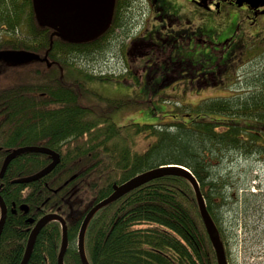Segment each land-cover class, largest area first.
I'll return each mask as SVG.
<instances>
[{
  "label": "trees",
  "instance_id": "obj_1",
  "mask_svg": "<svg viewBox=\"0 0 264 264\" xmlns=\"http://www.w3.org/2000/svg\"><path fill=\"white\" fill-rule=\"evenodd\" d=\"M127 7L122 8L125 14ZM122 17L125 30L132 17ZM113 24L96 39L70 42L41 25L32 0H0V29L7 28L6 34H1L0 50L21 48L45 54L54 66L71 65L72 58H88L94 52L107 59V55L114 56L117 46L125 48L124 39L129 35L125 31L114 34ZM164 47L159 57L167 56L156 64L159 68L162 63L164 70L159 71L160 82L150 91L163 102L171 100L164 90L173 84L184 82L190 88L195 84L189 79L210 73L213 81L225 70L226 65L219 64L222 55L209 66L207 49L199 51L196 59L182 60L171 58ZM257 51H264V46L253 45L250 55ZM219 55L216 50L210 54ZM106 59L104 63H108ZM252 72L229 95L209 96L194 103L171 100L176 109L167 124H118L114 113L139 107L143 104L140 96L129 100L104 97L103 104L83 102V91L88 88L82 79L68 82L54 77L0 84V194L8 207L0 264H20L24 255L34 223L28 222L29 213L20 208L22 204L32 211L39 209L41 215L49 211L65 215L68 248L64 264H82L78 234L88 210L109 196L114 184L171 164L187 167L198 180L228 260L233 226H224L219 208L227 203L232 183L221 174V164L229 153L264 158V68ZM107 77L126 80L123 75ZM203 83L199 80L196 87L201 89ZM142 136L148 144L137 149V138ZM28 145L56 151L59 163L37 180L16 182L52 160L47 153L23 152L1 176L8 153ZM61 242V223L52 220L38 233L27 264H58ZM84 245L90 264H218L193 185L178 174L152 179L101 208L87 227Z\"/></svg>",
  "mask_w": 264,
  "mask_h": 264
},
{
  "label": "rangeland",
  "instance_id": "obj_2",
  "mask_svg": "<svg viewBox=\"0 0 264 264\" xmlns=\"http://www.w3.org/2000/svg\"><path fill=\"white\" fill-rule=\"evenodd\" d=\"M171 1L173 4L179 5L180 0ZM225 5L233 17V23L229 26L223 27L222 20L225 17L224 13L210 12L207 20H205L206 23H203L206 26V32H204L203 37L194 39L192 42L163 39L160 50L165 46L164 49L171 53V58H181L183 60L184 57H193L196 59L199 51L217 48V43L224 41L227 37H231L235 26H239L240 29L237 32V36L233 38V41L245 32H250L246 9L241 6L231 5L230 3H226ZM261 20H264V15L259 16L258 24ZM6 29L5 26L0 29V38L6 34ZM255 29H257V24L252 26L251 31H255ZM17 34L18 37L21 36L19 31H17ZM245 41L250 45V49H245L242 52L243 56H247L251 52L252 44L263 46L259 40L254 41L251 37ZM141 50L143 57L139 58L143 61H148V56L149 59L153 58V61L159 64L167 56V54H164L155 59V54L151 53L153 51L150 50V47L146 46ZM119 55L120 51L117 46L114 56L110 57V55H107V59L103 56V53L94 52L88 58H72L74 62L72 61L73 64L71 65L63 64L55 66L52 65V61L45 59L42 61L35 59L17 62L0 58V84L15 80H43L54 77L62 78L68 82L82 79L88 88L83 91V102L103 104L102 100H104V97L129 100L136 97L139 98L140 96L143 104L139 107H125L114 113V120L118 124L124 125L133 121L167 124L169 121H172V110L176 109L175 102L171 100L177 99V103H194L198 102L201 98L209 96L229 95L237 91L235 86L243 82L245 77L246 79L249 78L253 74V70L264 68V51L254 52L245 59L238 57L231 65L227 63V52H224L225 56H222L223 59H221L219 64L226 65L225 71L218 74L212 83L208 85L201 84V89L196 87L198 86L197 83L190 88L184 82L178 85L173 84L171 88L164 90V93L170 95L171 100L163 102L152 97L150 92L152 87L160 82L159 78L162 73L159 71L164 70L163 64L161 63L159 68L155 67L154 69H150L151 66L149 65L148 69L143 72L135 53L125 60L124 58H120ZM221 55L213 57L208 54V57L205 58L210 66ZM105 59L108 60V63H104ZM225 59L226 61H223ZM41 63L43 64V68L39 65ZM128 65L131 66L129 67ZM211 70L215 69L212 68ZM134 71L137 74L141 73L139 81L136 79L130 80L132 77L137 76L132 74ZM107 75H123L126 80L110 78ZM168 86L165 85V87ZM134 94H137V96ZM158 94L164 96L162 92ZM99 95L102 97L100 98ZM137 140V149L143 148L148 144L144 136L137 138ZM231 157L234 158L230 161ZM221 171V174L229 178V181L232 183L227 189L226 194L230 196L226 198L227 203L219 208V215L224 226H233L231 228L232 236H229L228 248H230V256L228 257V262L229 264H264V158L253 155L245 157L244 155L229 153L221 164ZM252 193L254 196L251 195Z\"/></svg>",
  "mask_w": 264,
  "mask_h": 264
},
{
  "label": "water",
  "instance_id": "obj_3",
  "mask_svg": "<svg viewBox=\"0 0 264 264\" xmlns=\"http://www.w3.org/2000/svg\"><path fill=\"white\" fill-rule=\"evenodd\" d=\"M254 1L264 5V0ZM33 3L36 18L41 23V25L54 29V32L57 33V35L61 36L67 41L81 43L96 39L109 28L113 17L115 0H33ZM0 58L24 62L39 59L40 55L25 49H3L0 50ZM23 152L47 153L51 155L52 161L49 165L34 175L20 178L15 180L16 182H30L37 180L48 174L60 161V155L48 147L35 145L19 147L11 150L6 156L2 166L1 176L5 174L9 163L17 155ZM166 174L181 175L188 179L193 185L201 217L204 221L206 230L216 252L217 262L218 264H229L219 230L210 212L208 211L207 204L202 194L198 180L187 167L176 164L152 168L135 175L121 184H114V191L89 209L85 215L78 234V251L82 264H90L85 251L84 238L87 227L94 215L101 208L113 203L127 192L132 191L133 189L147 183L152 179ZM0 208L1 236L3 225L7 216V207L1 195ZM54 219L59 220L62 224V242L58 254V264H64V257L68 248V228L66 220L58 214L44 216L37 222L29 236L27 250L20 264L28 263L39 231L43 226Z\"/></svg>",
  "mask_w": 264,
  "mask_h": 264
},
{
  "label": "flooded vegetation",
  "instance_id": "obj_4",
  "mask_svg": "<svg viewBox=\"0 0 264 264\" xmlns=\"http://www.w3.org/2000/svg\"><path fill=\"white\" fill-rule=\"evenodd\" d=\"M226 3H230L231 5L237 7L241 6L246 9L247 19L249 20L248 29L250 28V32H245L243 35L238 36L236 40L233 41V38L237 36V32L240 29L239 26H235L231 37H227L224 41L217 43L216 44L217 48H211L207 50V52L211 54L213 53L214 50H216L217 52H220L222 56H225L224 52H227V57H228L227 63L231 65L232 63H234L235 59L237 60L238 57H243L245 59L246 57L251 56L250 52L247 54V56L242 55V52L245 49L246 50L250 49V45L247 44L245 41L246 39H249L251 37L254 39V41L259 40L264 46V20H261V22L258 24L259 16L264 15V5H261L259 2H256L254 0L251 1L249 0H182L181 1L180 0L179 1L180 6L177 4H173L171 0H115L113 18L109 28L114 27L113 26L114 25L113 22H114L116 25L115 26L116 29L114 28L115 30L113 31L114 34L119 35L123 31L129 32L127 38L125 36L124 39V41L126 42L125 48L119 49L120 58L128 59V57H131V55L135 53L136 58L139 59V63L141 64L140 67L144 72L146 69H148L149 65L151 66L150 69H154L156 67V63H155L156 61H153V58L149 59L148 56H147L148 61L147 60L143 61L142 59H140L143 57L141 50L142 48H145L146 46L150 47V50L153 51L151 53L155 54L154 58L158 59L159 57L158 51H160V46L163 39L166 40L173 39L184 42L187 41L192 42L194 39L196 40L203 37L205 34L204 32H206V26L203 23L204 22L206 23L205 20H207V16L210 14V12L225 14L224 20H222V24L224 25L223 27H227L231 23H233V17L231 13L226 9L227 8L225 5ZM124 5L128 6L127 12L125 11L126 14L124 13V11L122 12V8L124 7ZM123 15H131L132 17L131 21H128V23L126 22L127 25L125 30H123L122 27V25L124 26V22H123L124 17H122ZM121 17L122 20H120ZM255 24H257V29H255V31H251L252 26H254ZM253 45L255 44H252V46ZM164 51L167 52L165 49ZM42 56H45V54ZM128 66L130 67L131 65ZM41 68H43V66ZM217 68L218 66H215V69ZM224 71L225 70H223L222 72ZM215 73L217 75L218 70H216ZM132 74L137 75L135 77L138 78L141 77V73L137 74V72L134 71ZM209 74L210 73H207L206 75H204V77H200V79L199 78L189 79V83L195 84L198 83L199 80H203L205 82L204 85H207L208 83L210 84L212 83V80L210 79H212L213 77H211V74L210 75ZM24 183H28V182H24ZM20 208L24 211V213L27 212L29 213L28 222L34 223V226L41 218L52 214H58L66 220L65 215H63L60 212L49 211L41 215L40 214L41 211L39 209L33 210L34 211L33 212L32 208L28 204H22ZM13 210L15 211V208ZM7 215H8V207H7ZM0 217H1V208H0ZM33 228L31 229V232ZM3 230L4 229H2V231ZM1 236H2V232H1Z\"/></svg>",
  "mask_w": 264,
  "mask_h": 264
},
{
  "label": "bare ground",
  "instance_id": "obj_5",
  "mask_svg": "<svg viewBox=\"0 0 264 264\" xmlns=\"http://www.w3.org/2000/svg\"><path fill=\"white\" fill-rule=\"evenodd\" d=\"M25 244H26V246H25L24 255H25V253H26V250H27L28 241H27V243H25ZM24 255H23V257H24ZM23 257H22V258H23Z\"/></svg>",
  "mask_w": 264,
  "mask_h": 264
}]
</instances>
